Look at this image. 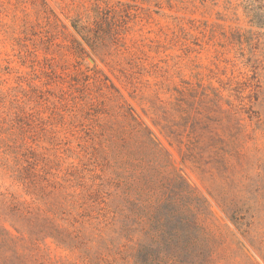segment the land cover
<instances>
[{"label": "rangeland", "instance_id": "rangeland-1", "mask_svg": "<svg viewBox=\"0 0 264 264\" xmlns=\"http://www.w3.org/2000/svg\"><path fill=\"white\" fill-rule=\"evenodd\" d=\"M248 1L0 0V139L11 146L0 163L63 184L67 171L93 169L91 131L124 105L205 201L214 264H264V29L251 24ZM95 4L103 15L118 9L117 34L91 44L73 21ZM175 90L201 95L198 110L230 151L224 160L206 149L209 132L195 161L154 125L174 120ZM8 176L0 169V193L29 201ZM0 226L17 238L22 264L128 263L110 232L101 240L89 225L90 240L72 253L32 245L3 217Z\"/></svg>", "mask_w": 264, "mask_h": 264}, {"label": "trees", "instance_id": "trees-1", "mask_svg": "<svg viewBox=\"0 0 264 264\" xmlns=\"http://www.w3.org/2000/svg\"><path fill=\"white\" fill-rule=\"evenodd\" d=\"M117 10L103 15L95 4L73 21V28L86 43H100L117 34ZM245 10L251 24L264 29V0L248 1ZM175 92L174 120L154 125L195 161L199 138L209 132L206 149L224 160L230 151L210 131L216 120L198 110L201 95ZM105 114L98 130L91 131L99 140L93 169L84 165L67 171L63 184L51 183L50 173L40 175L36 166L24 177L15 166L0 163L2 173L21 184L29 197L19 201L0 193V218L17 234L27 235L32 245L50 240L65 251H79L82 241L90 240L84 233L89 225L101 240L106 232L112 234L127 264H214L212 239L202 224L205 201L171 168L166 151L131 108L120 105ZM10 147L0 139L2 153ZM96 167L101 175L94 173ZM17 245V238L0 226V264H22Z\"/></svg>", "mask_w": 264, "mask_h": 264}]
</instances>
